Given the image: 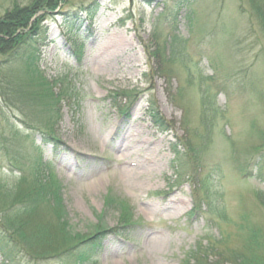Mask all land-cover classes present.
<instances>
[{"label": "rangeland", "instance_id": "rangeland-1", "mask_svg": "<svg viewBox=\"0 0 264 264\" xmlns=\"http://www.w3.org/2000/svg\"><path fill=\"white\" fill-rule=\"evenodd\" d=\"M10 1L0 0V18ZM164 3L67 0L60 8L67 15L50 20L40 68L49 82L66 78L71 95L60 106L57 141H43L36 132L23 138V126L0 105V143L3 138L21 139L18 149L12 151L13 142L6 141L7 150L0 152V183L11 187L18 182L8 156L27 169L24 163L34 158L38 146L41 161L52 165L61 183L67 222L74 232L85 233L97 222L107 195L130 205L135 224L126 227L128 238L105 237L101 252L85 264H192L185 258L199 241L204 245L209 237L216 242L218 228L190 215L194 199L203 195L175 155V149L184 152L181 144L190 129L199 135L208 132L210 145L195 173L214 177L213 193L222 195L229 219L235 222L245 212L264 228V177H243L235 162V157L242 163L250 159V149L264 132V29L246 0H199L184 6L178 17L187 61H164L150 56L168 40L169 31L157 21ZM81 5L97 8L92 24L67 28V23L79 25L85 18ZM81 42L77 63L74 49ZM205 92L216 94L222 112L215 115L210 131L201 122ZM155 111L162 124L155 121ZM126 134H138V142L120 160L118 148ZM139 158L151 160L154 167L138 186L119 173L124 164ZM118 218L115 211H106L107 229L118 226ZM222 229L233 234L236 228L226 224ZM235 244L231 237L230 246Z\"/></svg>", "mask_w": 264, "mask_h": 264}, {"label": "trees", "instance_id": "trees-1", "mask_svg": "<svg viewBox=\"0 0 264 264\" xmlns=\"http://www.w3.org/2000/svg\"><path fill=\"white\" fill-rule=\"evenodd\" d=\"M197 1L165 0L157 21L169 31L168 40L164 45L156 46V51L151 52L150 56L185 64V40L177 33L178 17L184 6ZM66 2L27 0L20 3L11 0L9 8L0 18V105L23 126L26 132L23 138H31V133L36 132L43 141H57L56 125L61 119L60 106L63 101L71 100L66 78L49 82L40 68L42 49L48 43L50 20H55L57 15H67V12L60 11ZM246 2L250 13H254L264 29V0ZM96 9L81 5L79 11L85 14V18L79 25L70 22L66 27L76 30L85 21L91 25ZM191 18L189 15V22ZM82 46V42L75 45L77 63L81 61ZM205 93L201 96V122L210 131L215 115H222V112L216 105V94ZM121 113H125L124 107ZM154 114L155 121L162 124L158 113L155 111ZM187 132L188 137L181 144L184 152L179 153L175 149V155L181 167L188 170L192 184L203 195L202 199H194L190 215L201 216L208 226L217 227L219 236L216 242L209 237L204 238V245L199 241L186 255V263L264 264L263 226L252 221L245 212L235 222L229 219L222 195L213 193L214 177L195 173L200 157L210 145L208 132L202 135L196 129ZM263 133H259V140L250 149L251 155L247 162L242 163L235 157L237 169L243 177H254L260 181L264 177ZM6 141L13 142L10 148L14 151L18 149L21 139H1L0 152L7 150ZM35 151L34 158L24 163L27 169L18 167L16 163L15 166L14 160L7 157L19 177L18 182L11 187L0 183V257L3 264H85L101 252L105 237L117 235L128 238L124 232L126 227L135 224L133 213L127 201L113 194L105 198V210L97 216L95 224L85 233L74 232L67 222L61 183L52 165L41 161L42 154L38 146H35ZM251 162L255 163V168H249ZM260 200L264 203V194ZM106 211L118 214V226L107 229L103 221ZM226 224H233L235 233L223 230L222 226ZM231 237L235 239L236 246H230Z\"/></svg>", "mask_w": 264, "mask_h": 264}, {"label": "bare ground", "instance_id": "bare-ground-1", "mask_svg": "<svg viewBox=\"0 0 264 264\" xmlns=\"http://www.w3.org/2000/svg\"><path fill=\"white\" fill-rule=\"evenodd\" d=\"M106 61H108L107 58L102 59L101 64L103 67H105ZM137 136L138 134H129L128 136L126 134V139L124 140L120 148H118L120 160H123L125 157H127L133 152V146L138 142ZM153 167L154 162H152L151 160L139 158L138 160H135V162L132 164H124L119 174L121 178L133 181L136 180L135 183H137V185L139 186L144 183V179H142L144 178L143 175L147 177L153 170ZM170 201L171 199L167 200L165 204H169Z\"/></svg>", "mask_w": 264, "mask_h": 264}]
</instances>
